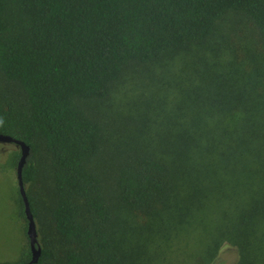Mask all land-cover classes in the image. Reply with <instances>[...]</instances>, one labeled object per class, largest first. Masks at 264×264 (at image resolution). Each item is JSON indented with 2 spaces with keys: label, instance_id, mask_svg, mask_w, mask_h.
<instances>
[{
  "label": "trees",
  "instance_id": "obj_1",
  "mask_svg": "<svg viewBox=\"0 0 264 264\" xmlns=\"http://www.w3.org/2000/svg\"><path fill=\"white\" fill-rule=\"evenodd\" d=\"M0 132L33 264H264V0H0Z\"/></svg>",
  "mask_w": 264,
  "mask_h": 264
},
{
  "label": "rangeland",
  "instance_id": "obj_2",
  "mask_svg": "<svg viewBox=\"0 0 264 264\" xmlns=\"http://www.w3.org/2000/svg\"><path fill=\"white\" fill-rule=\"evenodd\" d=\"M21 151L15 143L0 142V262L18 264L28 244L19 215V183L15 157ZM40 191L39 185L32 187Z\"/></svg>",
  "mask_w": 264,
  "mask_h": 264
},
{
  "label": "water",
  "instance_id": "obj_3",
  "mask_svg": "<svg viewBox=\"0 0 264 264\" xmlns=\"http://www.w3.org/2000/svg\"><path fill=\"white\" fill-rule=\"evenodd\" d=\"M0 142H7V143H15L20 147L21 155L18 160L17 164V178L19 183V190L24 202V211L27 217L28 225H27V233L29 236V243L31 249V259L25 264H33L37 263L42 254V248L39 243L38 232L35 222V217L31 209L30 201L26 193V188L23 179V167L27 161V158L31 152V147L28 143L14 137L13 135L7 133L0 132Z\"/></svg>",
  "mask_w": 264,
  "mask_h": 264
}]
</instances>
